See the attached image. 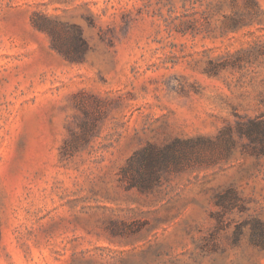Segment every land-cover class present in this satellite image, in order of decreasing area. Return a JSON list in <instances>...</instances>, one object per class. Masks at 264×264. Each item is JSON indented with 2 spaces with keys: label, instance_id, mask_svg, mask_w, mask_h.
<instances>
[{
  "label": "rangeland",
  "instance_id": "374dc122",
  "mask_svg": "<svg viewBox=\"0 0 264 264\" xmlns=\"http://www.w3.org/2000/svg\"><path fill=\"white\" fill-rule=\"evenodd\" d=\"M0 264H264V0H0Z\"/></svg>",
  "mask_w": 264,
  "mask_h": 264
}]
</instances>
